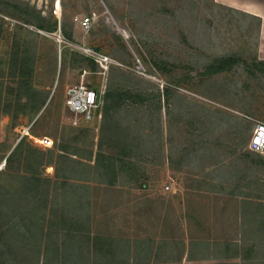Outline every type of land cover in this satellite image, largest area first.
I'll list each match as a JSON object with an SVG mask.
<instances>
[{
    "label": "rangeland",
    "instance_id": "374dc122",
    "mask_svg": "<svg viewBox=\"0 0 264 264\" xmlns=\"http://www.w3.org/2000/svg\"><path fill=\"white\" fill-rule=\"evenodd\" d=\"M21 1L48 18L56 15L59 30L44 32L17 16L0 15V213L6 220L28 211L24 183L39 173L40 190L48 193L33 195L32 203L48 201L37 213L45 232L63 234L82 223L84 231L113 246L103 255L80 232V255L73 252L66 264L83 250L89 259L82 264H179V182L201 167L249 165V157L234 158L248 149L254 122L245 115L264 120L257 21L215 0H63L60 11L56 0ZM93 12L90 29L82 28L80 18ZM61 22L72 38L61 33ZM19 44L34 59V93L47 96L39 111L25 98L17 102L11 65ZM83 48L111 57L105 75L74 66L78 58L70 60L71 53L87 55ZM229 55L238 61L209 72ZM81 82L102 90L103 103L94 121L80 118L74 125L66 91ZM109 89L140 93L143 100L127 98L110 116L104 94ZM8 103L13 112L4 113ZM30 124L53 146L28 136L19 140V129ZM106 155L115 158L116 177L106 172Z\"/></svg>",
    "mask_w": 264,
    "mask_h": 264
},
{
    "label": "crops",
    "instance_id": "0c3cea01",
    "mask_svg": "<svg viewBox=\"0 0 264 264\" xmlns=\"http://www.w3.org/2000/svg\"><path fill=\"white\" fill-rule=\"evenodd\" d=\"M215 2L261 19L258 57L264 61V0ZM240 153L234 158L249 157V165L201 167L179 182L184 193L178 200L184 227L179 264H264V157L249 149Z\"/></svg>",
    "mask_w": 264,
    "mask_h": 264
},
{
    "label": "trees",
    "instance_id": "16d2710c",
    "mask_svg": "<svg viewBox=\"0 0 264 264\" xmlns=\"http://www.w3.org/2000/svg\"><path fill=\"white\" fill-rule=\"evenodd\" d=\"M24 3L25 1L21 0H18L16 3H13L9 0L0 1V15L3 16L8 13L10 15L17 16V18L22 23L33 25L37 29L44 32L52 33L59 30V21L56 15L52 13L48 18L47 16H44L40 10L28 8ZM248 15L257 21V32H259L261 19L251 14ZM0 20H2L1 16ZM60 29L61 33L65 37L72 38V35L67 31L65 22L60 23ZM29 32L39 35V33L34 31ZM27 52V45L25 44V46H22L19 44L15 53L13 54L11 67L13 68V75L17 80V87L19 89V97L17 102L20 101L21 103L22 99L25 98V102H31L32 106L39 111L45 105L47 96L44 99L41 97L39 92L34 93V91H37L32 81L35 73V63L34 59L27 55ZM76 58H78V63L77 65L74 64L75 67H79L81 70H99V65L93 58L81 52L72 51L70 60L73 61ZM255 60L261 64L260 69L263 71L264 61L258 58ZM237 61L238 58L235 55H229L220 59L217 65H210L208 70L209 72H221L226 70L227 67ZM89 87L99 90L93 85ZM166 93L168 95V90ZM104 94L107 99L105 109L110 116L122 108L127 98H131L133 100L134 98H141L142 95L140 93H125L121 89H109ZM141 99L143 100V98ZM8 104V107L5 105L6 109H3L4 113L13 112L11 110V104ZM25 105H27V103H25ZM15 115H18L17 111H15ZM23 138L20 140L22 141ZM64 149H67V147L65 146ZM104 158L106 172L112 177H116L118 175V166L115 163L114 156L106 155ZM119 167L121 169V166ZM38 174L26 177L27 180L24 183L25 187L22 191V197H24V200L26 198L29 202L26 203V205H29L28 211H22L21 213H23V215H21L20 218H7L6 220L2 215V212L0 213V264H66L67 257L69 258L71 255H73V252L78 251L77 255H80L79 253L82 249L78 244L80 242V235H78V233L80 232H84L85 235H87L86 241L89 243V245H92L93 247L99 246V251L104 252L103 255L114 252L113 246H111L110 242H108L103 236L99 234L97 235L91 233V230L87 229L89 232L84 231L82 229V223L67 228L66 233L63 234L59 232L53 234L49 231L45 232L43 230L45 229V222L41 221L40 218L37 217V213L39 212L38 209L41 208V206L43 208L47 206L48 201L42 202V204H40L38 207H34V204L32 203L33 195L37 197L40 193H48V190H40L43 186L40 185L42 179ZM44 183L46 184V182ZM35 200L36 201L34 202L40 201L39 199ZM20 207L21 206H18L17 210ZM32 209L33 212L31 215H29L28 213ZM2 210H4V204L0 211ZM15 214H17V211H15ZM50 244H53L54 247H51ZM48 245L49 249L47 250ZM81 254L82 255L79 256V258L75 260L73 259L72 264H82L83 261H87V259H89L88 252L84 253L83 250Z\"/></svg>",
    "mask_w": 264,
    "mask_h": 264
},
{
    "label": "built area",
    "instance_id": "2783aa9c",
    "mask_svg": "<svg viewBox=\"0 0 264 264\" xmlns=\"http://www.w3.org/2000/svg\"><path fill=\"white\" fill-rule=\"evenodd\" d=\"M57 9V4H55ZM97 14L95 12L80 18L82 28L88 30L96 19ZM83 51L93 58L99 65L98 73L105 75L108 65L112 62L109 55L91 48H83ZM103 103L102 90H95L89 87L84 82L71 85L66 91V106L73 115V124L77 125L78 121L84 119L90 121L93 119L95 112L101 108ZM246 118L252 120L253 129L248 143V149L261 154L264 157V120H259L251 116L245 115ZM33 124V123H32ZM32 124L22 126L19 129V140L25 136H28L36 144H40L44 147H52L54 142L48 136H38L32 132ZM169 189L170 186L167 185Z\"/></svg>",
    "mask_w": 264,
    "mask_h": 264
},
{
    "label": "bare ground",
    "instance_id": "6f19581e",
    "mask_svg": "<svg viewBox=\"0 0 264 264\" xmlns=\"http://www.w3.org/2000/svg\"><path fill=\"white\" fill-rule=\"evenodd\" d=\"M56 4H57L58 11H60V9H61V1L60 0H56Z\"/></svg>",
    "mask_w": 264,
    "mask_h": 264
}]
</instances>
